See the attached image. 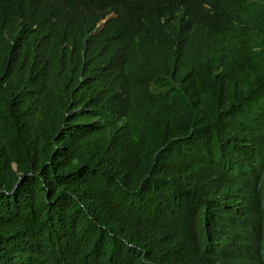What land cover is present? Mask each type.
I'll use <instances>...</instances> for the list:
<instances>
[{
	"label": "trees",
	"instance_id": "1",
	"mask_svg": "<svg viewBox=\"0 0 264 264\" xmlns=\"http://www.w3.org/2000/svg\"><path fill=\"white\" fill-rule=\"evenodd\" d=\"M250 160L264 0H0V264H264Z\"/></svg>",
	"mask_w": 264,
	"mask_h": 264
},
{
	"label": "clouds",
	"instance_id": "2",
	"mask_svg": "<svg viewBox=\"0 0 264 264\" xmlns=\"http://www.w3.org/2000/svg\"><path fill=\"white\" fill-rule=\"evenodd\" d=\"M109 16L102 19L101 22L98 24V26H101L103 23L107 21ZM243 165V167H242ZM241 165L243 171V177H244V184L248 188L250 192H252L255 195V204L256 209L264 205V164L261 163L260 160H250ZM248 166H252L253 171L249 169ZM260 172L263 180L259 179L255 173ZM224 204L230 205L234 209L238 210V206L232 202L227 203L225 201H221ZM239 211V210H238ZM242 220H233L231 221L234 224H239Z\"/></svg>",
	"mask_w": 264,
	"mask_h": 264
},
{
	"label": "rangeland",
	"instance_id": "3",
	"mask_svg": "<svg viewBox=\"0 0 264 264\" xmlns=\"http://www.w3.org/2000/svg\"><path fill=\"white\" fill-rule=\"evenodd\" d=\"M132 54V53H131ZM131 54H129V55H131ZM138 64H141V62H138Z\"/></svg>",
	"mask_w": 264,
	"mask_h": 264
},
{
	"label": "bare ground",
	"instance_id": "4",
	"mask_svg": "<svg viewBox=\"0 0 264 264\" xmlns=\"http://www.w3.org/2000/svg\"><path fill=\"white\" fill-rule=\"evenodd\" d=\"M216 207V206H215Z\"/></svg>",
	"mask_w": 264,
	"mask_h": 264
}]
</instances>
